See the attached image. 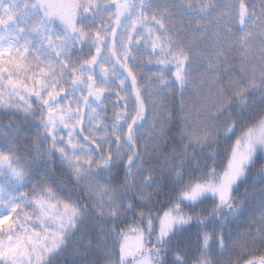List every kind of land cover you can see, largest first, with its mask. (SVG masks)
Here are the masks:
<instances>
[{
    "label": "snow or ice",
    "instance_id": "obj_1",
    "mask_svg": "<svg viewBox=\"0 0 264 264\" xmlns=\"http://www.w3.org/2000/svg\"><path fill=\"white\" fill-rule=\"evenodd\" d=\"M0 115V264H264V0H0Z\"/></svg>",
    "mask_w": 264,
    "mask_h": 264
},
{
    "label": "trees",
    "instance_id": "obj_2",
    "mask_svg": "<svg viewBox=\"0 0 264 264\" xmlns=\"http://www.w3.org/2000/svg\"><path fill=\"white\" fill-rule=\"evenodd\" d=\"M159 2H163V0H159ZM174 2L180 3L181 0H174ZM221 2H224V0H221ZM255 2H258V0H255ZM168 95H169L168 106L171 107V106L174 105L176 110H177V112H179L180 103H181L179 95L178 94L176 95L175 100H173L171 98V94L170 93ZM192 99H193L192 90L190 89L189 92L186 93L185 96H184V102L187 103V104H190ZM0 120H2L4 123H7V120L4 119V117L2 115H0ZM147 127L148 126L146 125L145 134H147ZM0 142H2V141H0ZM100 264H103L102 260L100 261ZM190 264H191V262H190Z\"/></svg>",
    "mask_w": 264,
    "mask_h": 264
}]
</instances>
